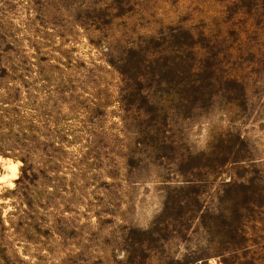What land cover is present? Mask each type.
I'll return each instance as SVG.
<instances>
[{"label":"rangeland","instance_id":"374dc122","mask_svg":"<svg viewBox=\"0 0 264 264\" xmlns=\"http://www.w3.org/2000/svg\"><path fill=\"white\" fill-rule=\"evenodd\" d=\"M0 264H264V0H0Z\"/></svg>","mask_w":264,"mask_h":264},{"label":"clouds","instance_id":"9594fccd","mask_svg":"<svg viewBox=\"0 0 264 264\" xmlns=\"http://www.w3.org/2000/svg\"><path fill=\"white\" fill-rule=\"evenodd\" d=\"M4 167L8 169L7 174L0 176V182H3L8 187H15L12 183L13 179L19 176V163H13L11 160L3 161Z\"/></svg>","mask_w":264,"mask_h":264}]
</instances>
